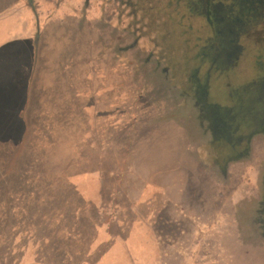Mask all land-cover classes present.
Returning <instances> with one entry per match:
<instances>
[{
  "label": "rangeland",
  "instance_id": "obj_1",
  "mask_svg": "<svg viewBox=\"0 0 264 264\" xmlns=\"http://www.w3.org/2000/svg\"><path fill=\"white\" fill-rule=\"evenodd\" d=\"M66 2L73 16L40 11ZM193 2L0 0V47L13 46L24 20L44 16L28 132L18 145L0 142V264H264V135L249 156L223 162L228 150L199 125L196 84L210 67L202 49L213 33ZM261 28L244 41L242 76L215 81L210 102L225 104L228 88L264 74ZM137 117L154 132L164 126L153 138L168 143L169 162L153 181L164 197L152 211L139 206L133 230L129 196L143 182L119 161L130 151L121 145L140 139ZM104 224L114 236L101 243Z\"/></svg>",
  "mask_w": 264,
  "mask_h": 264
},
{
  "label": "flooded vegetation",
  "instance_id": "obj_2",
  "mask_svg": "<svg viewBox=\"0 0 264 264\" xmlns=\"http://www.w3.org/2000/svg\"><path fill=\"white\" fill-rule=\"evenodd\" d=\"M195 1L189 8L200 13L213 33L202 49L201 63L210 61V67L205 80L196 84V101L201 110L199 125L208 124L213 143L228 150L230 157L222 156L223 162L240 160L249 156L252 141L264 135V74L228 88L225 104L212 103L208 97L215 81L223 77L230 81L245 71L247 62L242 59L247 46L244 41H248L257 27L261 26L264 31V0ZM220 92L218 90L217 95L223 96Z\"/></svg>",
  "mask_w": 264,
  "mask_h": 264
},
{
  "label": "crops",
  "instance_id": "obj_3",
  "mask_svg": "<svg viewBox=\"0 0 264 264\" xmlns=\"http://www.w3.org/2000/svg\"><path fill=\"white\" fill-rule=\"evenodd\" d=\"M82 2L83 1L80 3L82 4ZM68 3H62L54 9L49 8L46 10V8H41L40 11H49L52 20H55L60 16H73V13H75V6L70 5V2ZM77 5H79V3ZM43 17V15H40L39 18H37L35 15L34 18L31 17L30 20H24L22 33L16 35L17 38H15L13 46H8L7 48L1 45L0 47V142L18 145L25 139V135L28 132V126L30 124V115L28 113L29 103L36 98V90L38 89L36 70L37 65L40 63L39 56L37 55L40 47L37 39L41 33V24L42 20H44ZM17 52L21 53V55L16 56L15 54ZM69 83L70 82L68 81L65 82L66 85H69ZM81 96L89 97V94L85 96L84 94H81ZM88 111L90 113L89 109ZM135 123L140 126V139L135 141L131 146H128L127 144L121 145V150L130 148V151L126 157L123 156L121 161H119L121 166L130 163L133 167H130V176H135L137 181L143 182V187L140 193L136 197L129 196L133 205L131 209L137 215V218L132 225L133 230L137 227V224L140 221V218L138 217L140 211L138 210L139 206L145 205L147 206V211H152L155 201L159 197H164L165 192L160 190V188H163V185H155L153 181L155 179L163 180V175L168 172V167L165 168L164 166L169 162V155L166 154L169 152L168 143L165 144L163 140H155L153 138V134L155 133L158 135L163 134L164 126L159 127L160 129L157 128V131L154 132V128L151 125H148V120H143L142 118L137 117ZM153 164H157L161 167L155 172L156 174L150 172L148 169L142 174L137 168L140 165L152 166ZM121 170L124 173V167H121ZM154 175H161V178H157V176ZM132 177H130V180ZM77 179L79 178L69 179L70 183L74 186L75 191L84 197L91 196V189L80 187L78 183L79 180ZM98 195L103 197L101 192ZM105 208L106 207L104 206H99L98 202L100 213L105 210ZM115 209L121 210L123 207L119 204L115 206ZM116 226L121 234L127 229L125 219H119V221L116 222ZM98 230L99 235L102 238L101 243L108 241L111 236H114L109 232V225L104 224L103 226L98 227ZM116 238L115 245H121L122 242L119 239V235H116Z\"/></svg>",
  "mask_w": 264,
  "mask_h": 264
},
{
  "label": "trees",
  "instance_id": "obj_4",
  "mask_svg": "<svg viewBox=\"0 0 264 264\" xmlns=\"http://www.w3.org/2000/svg\"><path fill=\"white\" fill-rule=\"evenodd\" d=\"M3 143L8 144V143H6V142H3Z\"/></svg>",
  "mask_w": 264,
  "mask_h": 264
}]
</instances>
